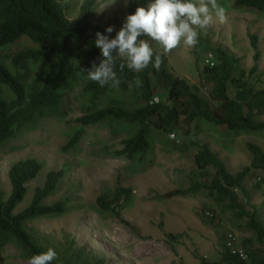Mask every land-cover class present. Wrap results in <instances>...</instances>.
Segmentation results:
<instances>
[{"label":"trees","instance_id":"16d2710c","mask_svg":"<svg viewBox=\"0 0 264 264\" xmlns=\"http://www.w3.org/2000/svg\"><path fill=\"white\" fill-rule=\"evenodd\" d=\"M146 2L129 0L128 15ZM234 6L254 9L264 15V0H234ZM97 7L98 0H83L78 14L70 17L60 0H0V146L23 132L36 133L48 119L64 115L62 89L80 77L87 81L85 90L90 93V105L74 119L77 129L66 149L83 141L87 127L99 124L109 127L114 133L122 122L137 126L132 136L121 141L122 149L116 152L128 159L137 154L147 155L152 130L171 133L181 124L189 126L199 119L234 130L264 131V87H257L250 80H260L264 75L259 69L262 57L259 38L253 33L249 34L254 51L253 65L249 69L243 67L241 58L231 50L214 44L208 35L200 33L194 54L196 62L203 54L212 57L203 64L200 73L201 85L208 89L210 99L203 97L198 87L177 76L169 56L155 49L162 58L159 69L150 64L140 73L127 68L120 72L122 61H117L116 70L122 83L116 89L130 93L133 104L128 106L118 99H111L102 105L101 100L113 87H100L90 81L83 70L90 68L93 61L98 64L101 58L94 39L95 33H103L106 27L96 22ZM121 26V21L116 18L114 29L119 30ZM115 34L114 31L111 36ZM24 36L32 40L36 47L18 51L10 57L3 53L8 45ZM5 59L11 61L15 72ZM33 64L37 66L34 73ZM137 77L142 82L139 87L135 85ZM3 85L11 89L13 99L4 97ZM196 146V170L190 175V185L185 189L169 190L157 197L170 199L207 191L217 205L223 204L236 218L246 220V228L255 235L254 238H245L238 246L246 258L234 253L223 241L224 250L216 261L208 260L198 248H194L192 254L200 264H264V223L259 221L258 206L245 185V179L252 170L264 171V150L258 144L248 142L250 164L237 173H231L208 144L197 142ZM209 168L214 172L210 173ZM42 169V163L35 157L24 158L11 165L8 171L11 193L6 198L0 189V251L10 242H15L29 259L33 254L49 248L38 242L26 223L67 212V200L46 203V199L58 190L66 170H50L44 184L35 189L30 204L16 212L27 194V184L37 178ZM198 178L204 182L197 181ZM132 196L133 189L118 179L113 189L97 197L96 204L124 225L137 230L122 216V210L131 202ZM206 209L207 206L203 211ZM210 210L209 218L214 219L215 211L213 208ZM160 228H163V223ZM165 236L172 252L178 255L176 245L185 234L167 232ZM52 264H79V259H65L57 255Z\"/></svg>","mask_w":264,"mask_h":264},{"label":"rangeland","instance_id":"374dc122","mask_svg":"<svg viewBox=\"0 0 264 264\" xmlns=\"http://www.w3.org/2000/svg\"><path fill=\"white\" fill-rule=\"evenodd\" d=\"M60 1L68 16L75 17L83 0ZM128 2L98 0L96 22L103 27H114L117 18L123 24L128 15ZM217 3L225 8L227 21L221 24L214 16L213 22L199 32L208 35L214 44L235 53L246 69L252 67L254 54L249 34L257 35L262 53L259 69L264 72V15L254 9L236 8L234 0H217ZM151 43L154 49L163 51L158 43ZM35 47V43L24 36L8 45L3 53L10 57L18 51ZM164 53L169 56L173 72L198 87L202 96L210 99L208 89L201 85L200 73L203 64L212 57L203 54L196 62L194 47L182 43ZM5 62L13 72L16 71L10 60L5 59ZM32 68L34 73L37 66L33 64ZM250 80L257 87H264V75L260 80ZM86 83V79L80 77L62 89L64 115L48 119L36 133L23 132L0 146V189L6 198L12 189L8 171L13 163L35 157L43 165L38 177L27 184V194L16 212L30 204L35 189L44 184L50 170H66L58 190L46 199V203L67 200V212L26 223L39 243L53 248L61 258L77 257L79 264H200L192 254L194 248H198L208 260L216 261L224 250L223 241L227 244L230 234L236 238V246H240L245 238L255 237L246 228L245 219L236 218L223 204L217 205L207 191L170 199L157 195L190 185V175L196 170L194 152H197V142L208 144L219 154L228 170L237 173L250 164L248 142L256 143L264 150V131L234 130L199 119L189 126L181 124L171 133L152 130L147 155L137 154L128 159L116 152L122 149L121 141L132 136L137 126L122 122L114 133L99 124L87 127L83 141L66 149L77 129L74 119L90 105ZM1 88L5 98H14L9 87L3 85ZM111 99H118L128 106L134 101L130 93L116 88L108 92L101 104ZM171 134H175V138ZM209 172L214 170L209 168ZM118 179L133 189L132 200L123 208L122 216L137 230L124 225L96 204L97 197L113 189ZM197 181L204 182L199 178ZM245 185L258 206V219L264 223V171L252 170ZM205 206L207 209L203 211ZM211 208L215 211L214 219L209 218ZM161 223L163 228H160ZM167 232L185 234L176 245L178 255L167 243ZM0 264H29V259L17 243L10 242L0 251Z\"/></svg>","mask_w":264,"mask_h":264},{"label":"clouds","instance_id":"9594fccd","mask_svg":"<svg viewBox=\"0 0 264 264\" xmlns=\"http://www.w3.org/2000/svg\"><path fill=\"white\" fill-rule=\"evenodd\" d=\"M128 0H125L127 4ZM221 23L227 21L225 8L217 0H147L144 6L126 16L119 30L109 25L104 32L95 33L94 44L100 50L97 64L83 69L87 78L100 87L118 88L122 81L117 74L125 68L140 73L150 64L159 69L162 58L151 42L158 43L164 52H169L181 43L193 48L199 43V30L206 29L213 17ZM115 31V36L111 34ZM141 80L135 78L139 87ZM57 259L56 251L49 247L46 251L33 254L29 264H52Z\"/></svg>","mask_w":264,"mask_h":264},{"label":"built area","instance_id":"2783aa9c","mask_svg":"<svg viewBox=\"0 0 264 264\" xmlns=\"http://www.w3.org/2000/svg\"><path fill=\"white\" fill-rule=\"evenodd\" d=\"M156 100H158V99H156ZM170 136L172 138H175V134H171ZM235 244H236V238L234 237V235L230 234L229 238H228L227 245L232 249V251L234 253H239L241 257L246 258V255L243 252V250L241 248H239L238 246H236Z\"/></svg>","mask_w":264,"mask_h":264},{"label":"crops","instance_id":"0c3cea01","mask_svg":"<svg viewBox=\"0 0 264 264\" xmlns=\"http://www.w3.org/2000/svg\"><path fill=\"white\" fill-rule=\"evenodd\" d=\"M195 154H196V151L194 152V156H195Z\"/></svg>","mask_w":264,"mask_h":264}]
</instances>
